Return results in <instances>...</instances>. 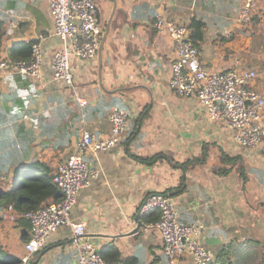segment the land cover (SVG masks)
I'll return each instance as SVG.
<instances>
[{"label":"crops","instance_id":"1","mask_svg":"<svg viewBox=\"0 0 264 264\" xmlns=\"http://www.w3.org/2000/svg\"><path fill=\"white\" fill-rule=\"evenodd\" d=\"M95 1L101 47L93 59H71L72 89L51 80L50 58L60 43L47 4L0 0V54L13 60L14 44L33 41L44 60L39 80L0 77V186L35 160L52 174L81 129L107 135L109 111L124 108L130 119L124 138L85 155L100 175L78 193L71 212L104 258L112 264H167L158 233L146 229L157 211L138 214L143 199L160 192L171 197L182 222L204 224L199 240L214 254L210 264H264V143L240 146L233 131L211 121L196 99L169 89L173 44L153 28L158 17L189 28L201 63L211 71L227 70L237 59L247 63L250 50L242 30L252 22L240 26L231 20L239 0ZM208 13H217L224 29L207 31ZM199 23L197 32L193 24ZM252 85L264 96L262 76ZM261 116L264 121V108ZM157 154L188 164L183 169L164 159L142 161ZM135 215L143 224L138 230ZM28 231L25 220L0 221L2 248L19 259ZM29 264H76L68 228L53 232Z\"/></svg>","mask_w":264,"mask_h":264},{"label":"built area","instance_id":"2","mask_svg":"<svg viewBox=\"0 0 264 264\" xmlns=\"http://www.w3.org/2000/svg\"><path fill=\"white\" fill-rule=\"evenodd\" d=\"M42 1L47 4L52 19V35L60 43L50 58L51 80L73 89L71 59H93L101 47L98 5L95 0ZM257 6V0H239L238 10L231 20L240 26L248 24ZM153 28L165 32L173 44L169 89L179 97L196 99L211 121L223 123L233 131V139L240 146L260 147L264 143L261 116L264 96L252 85L258 77L257 70L245 66L246 63L239 59L227 70H208L199 59L189 28L162 17L155 20ZM43 63L41 45L35 42L31 45L30 59L10 60L0 54V77L11 73L39 80ZM75 100L80 106L84 105L76 95ZM107 119V135L81 129L72 152L52 173V182L60 192L59 200L23 213L0 210L1 221L14 223L22 219L29 224L19 264H29L32 255L60 227L69 230L76 264H112L88 235L85 223L71 216L78 193L100 175L99 169L88 162L85 155H96L116 146L124 138L130 122L128 112L119 107H113ZM150 211H157L158 219L146 229L158 233L167 264L211 263L214 254L199 240L205 229L203 223L182 222L171 197L160 192L150 193L139 204V215Z\"/></svg>","mask_w":264,"mask_h":264},{"label":"trees","instance_id":"3","mask_svg":"<svg viewBox=\"0 0 264 264\" xmlns=\"http://www.w3.org/2000/svg\"><path fill=\"white\" fill-rule=\"evenodd\" d=\"M201 24H193L195 31L198 32ZM1 43V36H0ZM33 41L16 43L10 50L13 60L30 59L31 45ZM158 159H164L173 167L185 169L188 163L178 164L169 157L157 154L149 159L142 161L151 164ZM191 162L190 164H192ZM52 174L48 165L42 161H32L24 170H19L14 174V179L9 182L5 180L4 187L0 186V210L13 209L18 213L37 209L47 205L49 199L57 201L60 195L59 190L52 182ZM182 187L177 189L180 192ZM110 262V261H109ZM0 264H19V259L11 256L0 244Z\"/></svg>","mask_w":264,"mask_h":264},{"label":"rangeland","instance_id":"4","mask_svg":"<svg viewBox=\"0 0 264 264\" xmlns=\"http://www.w3.org/2000/svg\"><path fill=\"white\" fill-rule=\"evenodd\" d=\"M214 1L219 3V0ZM257 1L258 6L251 19V26L242 30L251 43L250 50L246 52L247 54H245L244 57L246 59L245 61L249 63L248 65L246 63L245 66L253 67L257 70L258 76L264 78V0ZM205 17L207 18V31H220L221 29H224L225 23L222 18L217 16V13L215 15L208 13Z\"/></svg>","mask_w":264,"mask_h":264},{"label":"water","instance_id":"5","mask_svg":"<svg viewBox=\"0 0 264 264\" xmlns=\"http://www.w3.org/2000/svg\"><path fill=\"white\" fill-rule=\"evenodd\" d=\"M135 219L138 221V222H137V224H138V226H137V230H138L139 228H143V224L139 221V215H135Z\"/></svg>","mask_w":264,"mask_h":264}]
</instances>
